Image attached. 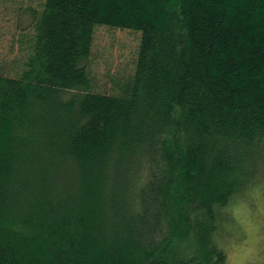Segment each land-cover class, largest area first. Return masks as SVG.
Returning a JSON list of instances; mask_svg holds the SVG:
<instances>
[{
  "label": "trees",
  "instance_id": "obj_1",
  "mask_svg": "<svg viewBox=\"0 0 264 264\" xmlns=\"http://www.w3.org/2000/svg\"><path fill=\"white\" fill-rule=\"evenodd\" d=\"M29 11L0 70V264H202L224 177L264 167V0ZM101 26L139 34L104 82Z\"/></svg>",
  "mask_w": 264,
  "mask_h": 264
},
{
  "label": "clouds",
  "instance_id": "obj_2",
  "mask_svg": "<svg viewBox=\"0 0 264 264\" xmlns=\"http://www.w3.org/2000/svg\"><path fill=\"white\" fill-rule=\"evenodd\" d=\"M219 191L202 264H264V167L230 172Z\"/></svg>",
  "mask_w": 264,
  "mask_h": 264
},
{
  "label": "rangeland",
  "instance_id": "obj_3",
  "mask_svg": "<svg viewBox=\"0 0 264 264\" xmlns=\"http://www.w3.org/2000/svg\"><path fill=\"white\" fill-rule=\"evenodd\" d=\"M44 0H1L0 7V70L12 73L16 59L21 58L22 30L31 24L30 11L39 10ZM139 34L129 30L97 27L93 36L90 66L96 77L124 74L134 60Z\"/></svg>",
  "mask_w": 264,
  "mask_h": 264
}]
</instances>
